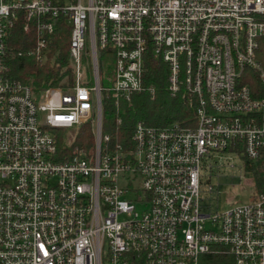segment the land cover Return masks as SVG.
I'll list each match as a JSON object with an SVG mask.
<instances>
[{"label": "built area", "instance_id": "built-area-1", "mask_svg": "<svg viewBox=\"0 0 264 264\" xmlns=\"http://www.w3.org/2000/svg\"><path fill=\"white\" fill-rule=\"evenodd\" d=\"M64 22L63 84L11 76V57L48 61ZM18 27L26 50L10 44ZM263 37L264 0H0V264H264ZM149 58L193 114L139 121L125 145L105 119L156 96ZM236 158L253 190L213 210L202 169Z\"/></svg>", "mask_w": 264, "mask_h": 264}, {"label": "trees", "instance_id": "trees-1", "mask_svg": "<svg viewBox=\"0 0 264 264\" xmlns=\"http://www.w3.org/2000/svg\"><path fill=\"white\" fill-rule=\"evenodd\" d=\"M29 39L30 36L21 27H18L11 38L10 44L14 49L26 50L33 43V41L30 43ZM69 43V27L65 26L64 22V25L59 26L57 33L51 39V51L48 61L44 65H41L31 58L11 57L9 60L11 76L36 88L63 84V76L71 73V70L68 68ZM258 58L264 65V37L260 42ZM165 72L161 63L149 58L147 60L146 80L148 83L157 85L158 91L156 96L152 98L148 94H137L133 96L130 105L123 103L128 108L122 112L124 121L119 127L115 125L114 113L112 111L107 112L105 130L110 132L115 140L125 145L131 143V136L133 135L136 123L139 121L155 125H165L173 121L188 122L189 117L193 114V110L188 108L180 98L171 97L167 93L165 89ZM247 83L253 91L261 87V81L257 76L247 79ZM86 139L90 142L92 140L91 128L88 125L82 128L79 145H83ZM256 176L259 183L263 184V177L258 173ZM212 258L214 264H227V259L224 255H215ZM231 261L230 258V262H228L231 263Z\"/></svg>", "mask_w": 264, "mask_h": 264}, {"label": "rangeland", "instance_id": "rangeland-1", "mask_svg": "<svg viewBox=\"0 0 264 264\" xmlns=\"http://www.w3.org/2000/svg\"><path fill=\"white\" fill-rule=\"evenodd\" d=\"M73 133L69 132L68 136L72 138ZM232 163L233 166L230 161H223L216 172L202 169V200L213 210L245 203L253 190L251 175L241 167L240 159L236 158ZM209 185H213V191L209 190Z\"/></svg>", "mask_w": 264, "mask_h": 264}]
</instances>
